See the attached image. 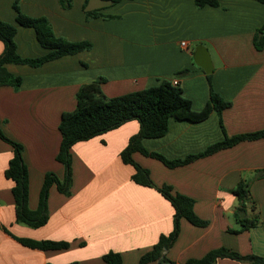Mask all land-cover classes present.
Masks as SVG:
<instances>
[{
  "label": "crops",
  "instance_id": "1",
  "mask_svg": "<svg viewBox=\"0 0 264 264\" xmlns=\"http://www.w3.org/2000/svg\"><path fill=\"white\" fill-rule=\"evenodd\" d=\"M217 1L218 6L199 8L194 0H119L87 17L85 0H71L66 8L58 0H0V20L15 25L13 39L21 57L41 56L46 50L33 28L15 22V3L27 16L45 17L56 36L91 43L89 50L37 67L5 64L21 82L17 88L0 85V129L22 145L30 210L37 208L44 174L51 171L61 178L64 173L55 159L61 113L75 107V93L82 84L97 78L103 79L101 90L108 97L175 79L192 109L199 111L209 95L207 73L193 60L196 46L202 45L213 66L211 86L229 106L198 121L170 118L166 132L143 138V147L178 159L205 150L224 134L264 128V47L253 46V36L264 23V3ZM258 34H264V28ZM2 49L0 41V53ZM183 69L187 71L179 73ZM137 130L138 122L132 119L74 143L69 150L70 194L52 185L48 219L36 228L15 220L13 182L4 176L12 147L0 139V264H105L102 256L108 251L119 253L122 264H138L159 236L172 230L174 209L155 188L135 183L133 166L121 160V150ZM131 158L157 186L168 185L172 194L192 198L194 214L207 221L197 226L179 219L166 254L169 260L184 264L220 246L264 257V175L257 176L264 169V137L242 140L171 168L139 151ZM241 180L248 183L253 209L240 217L256 216L257 221L246 229H240L234 215L237 198L232 190ZM17 238L66 241L68 246L41 250ZM210 264L254 263L223 257Z\"/></svg>",
  "mask_w": 264,
  "mask_h": 264
},
{
  "label": "trees",
  "instance_id": "2",
  "mask_svg": "<svg viewBox=\"0 0 264 264\" xmlns=\"http://www.w3.org/2000/svg\"><path fill=\"white\" fill-rule=\"evenodd\" d=\"M58 1L64 8L71 5V0ZM111 1L114 4L119 0ZM257 1L264 3V0ZM86 2L87 0H85L83 8ZM194 2L199 8L204 5L218 6L217 0H194ZM13 9L15 11V22L18 25L33 28L39 45L46 52L37 57L19 56L13 39L16 29L15 25L0 20V41L3 43V49L0 53V85H10L17 88L21 82L20 76L12 75L7 71L5 68L6 63L26 64L31 67H37L45 61L91 48V43L88 41H69L63 37L56 36L45 17L27 16L19 11L16 3L13 4ZM95 11L96 9L85 11V15L87 17L93 16ZM263 28L264 23L253 36V46L257 50L264 47V34H258L262 32ZM186 71L187 69H183L179 73ZM210 74L206 75L209 84L208 99L204 107L199 111L192 109L191 100L183 95L180 85L174 84L168 79H163L159 83L143 89L112 97L106 96L101 90L102 78L82 84L75 93V107L70 111L62 112L58 124L60 143L55 159L64 167L63 176L59 178L51 171H47L44 174L35 210H30L27 206L28 180L27 168L22 158V145L5 136L0 129V139L12 147V155L8 160L7 167L4 169V176L13 182L11 193L14 198L16 222L36 228L47 221V196L52 185H55L60 193L64 195L70 194L71 155L69 150L74 143L90 139L105 131L114 129L128 120L134 119L138 122V130L129 137L126 146L121 150V160L133 166L132 179L135 183L155 188L170 202L174 209L172 230L166 235L161 234L152 248L139 257L138 264L153 260L160 264H175L168 259L166 254L177 236L179 219L184 217L197 226H205L207 221L200 219L194 214L192 198L183 194H172L168 185L157 186L154 184L148 175V171L131 158V153L139 151L171 168L187 164L198 157L205 156L219 149L230 147L239 141L264 137V128L252 132L237 133L232 136L224 134L222 140L208 145L205 150L195 154H188L184 158L178 159L165 158L163 155L148 151L143 147L141 143L143 138L158 137L166 132L170 118L198 121L204 119L212 110L220 114L222 109L229 106V102L224 101L213 90ZM222 130L224 132L223 127ZM257 173V176L264 175V169L258 170ZM232 191L237 198L234 215L240 224V229L255 225L257 222L256 216L255 218L240 217V214L247 212V208L253 209V202L249 200L248 183L241 180ZM17 240L26 246L41 250L63 249L68 246L66 241L28 238H17ZM223 257L239 261L247 260L254 264H264V257L252 254L241 255L224 246L213 248L200 258H190L184 264H210L216 259ZM102 259L105 264H122L119 253L114 251L106 252L103 254Z\"/></svg>",
  "mask_w": 264,
  "mask_h": 264
},
{
  "label": "water",
  "instance_id": "3",
  "mask_svg": "<svg viewBox=\"0 0 264 264\" xmlns=\"http://www.w3.org/2000/svg\"><path fill=\"white\" fill-rule=\"evenodd\" d=\"M112 4L111 0H87L86 5L84 6L85 11L99 9L102 7H106ZM193 60L196 65L201 67L205 73H211L212 72V62L209 55V52L207 49L202 46L198 45L196 46L194 52H193Z\"/></svg>",
  "mask_w": 264,
  "mask_h": 264
},
{
  "label": "built area",
  "instance_id": "4",
  "mask_svg": "<svg viewBox=\"0 0 264 264\" xmlns=\"http://www.w3.org/2000/svg\"><path fill=\"white\" fill-rule=\"evenodd\" d=\"M180 44H181V46H184L185 45V42H181ZM172 83L177 84V81L175 79H173L172 80Z\"/></svg>",
  "mask_w": 264,
  "mask_h": 264
},
{
  "label": "rangeland",
  "instance_id": "5",
  "mask_svg": "<svg viewBox=\"0 0 264 264\" xmlns=\"http://www.w3.org/2000/svg\"><path fill=\"white\" fill-rule=\"evenodd\" d=\"M211 75V74H210Z\"/></svg>",
  "mask_w": 264,
  "mask_h": 264
}]
</instances>
